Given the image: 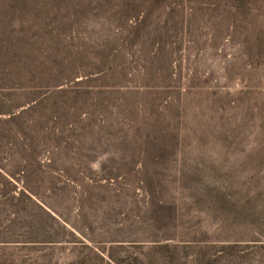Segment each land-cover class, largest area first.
Segmentation results:
<instances>
[{
	"label": "rangeland",
	"instance_id": "obj_1",
	"mask_svg": "<svg viewBox=\"0 0 264 264\" xmlns=\"http://www.w3.org/2000/svg\"><path fill=\"white\" fill-rule=\"evenodd\" d=\"M0 264H264V0H0Z\"/></svg>",
	"mask_w": 264,
	"mask_h": 264
}]
</instances>
